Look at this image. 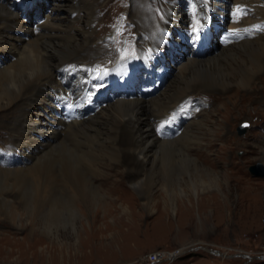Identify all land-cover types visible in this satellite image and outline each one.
<instances>
[{
	"label": "bare ground",
	"instance_id": "6f19581e",
	"mask_svg": "<svg viewBox=\"0 0 264 264\" xmlns=\"http://www.w3.org/2000/svg\"><path fill=\"white\" fill-rule=\"evenodd\" d=\"M34 1L35 9L21 10L13 6L14 0H0V136L11 143L17 161L0 166V178L19 181L22 197L34 201L31 209H52L58 221L62 216L74 220L82 206L88 210L95 206L90 226L99 220L108 227L105 217L113 210L107 203L115 201L113 191L120 188L119 181L112 180L115 170L127 177L125 182L144 200L153 190L156 174L171 183L182 182L183 175L204 174L206 166L200 153L211 150L213 139L227 130L218 120L199 119L198 127L193 126L214 106V96L208 94L210 103L206 108L203 104L197 107L192 97L186 103L182 100L185 95L219 91L235 106L264 98V29L255 26L264 22V0H210L209 9L207 0L196 1L197 17L206 22L210 16L216 24L226 18L221 14L223 9L237 3L246 13L237 24L248 34L219 48L210 38L208 46L211 43L212 47L194 55L186 52L188 49L174 36L168 37L169 32L176 34L192 23L181 0L169 4L162 0H131L125 8L128 14L122 16L133 22L139 48H162L160 59L169 68L164 90L158 93L160 87L152 96L114 97L93 113L66 121L53 103V96L62 88L57 70L70 64L72 72L78 67L92 71L105 59L92 36L98 21L91 25L98 19L94 10L103 3ZM154 1L166 8L159 10ZM170 42L176 43L177 49H186L181 52L182 58L171 57ZM114 56H109L107 62L116 67L120 61ZM179 103L188 108L191 117L176 132L160 134V120L170 112L179 113ZM258 126L263 138L251 146L257 148L259 161L264 163V119ZM123 166L126 169L122 170ZM3 193L0 209L7 211L4 206L8 200ZM119 208L128 211L125 205ZM99 210L103 214L100 218L96 216Z\"/></svg>",
	"mask_w": 264,
	"mask_h": 264
},
{
	"label": "rangeland",
	"instance_id": "374dc122",
	"mask_svg": "<svg viewBox=\"0 0 264 264\" xmlns=\"http://www.w3.org/2000/svg\"><path fill=\"white\" fill-rule=\"evenodd\" d=\"M130 1L97 2L103 5L94 10L98 19L91 25L98 22L92 36L105 55H118L134 42L129 20L121 16L128 14L125 8ZM162 1L169 4L171 0ZM163 3L153 4L162 10L166 8ZM212 43L219 48V44ZM211 47L210 43L202 54ZM177 50L171 54L173 59L182 58L181 52L186 49ZM204 92L185 95L205 94V107L210 103L208 94L214 96V106L202 113L193 126L198 127L199 119L218 120L227 130L213 139L212 151L200 153L206 166L204 174L183 175L182 182L177 183L164 181L156 174L153 192L144 200L125 182L127 177L115 170L113 173L117 174L112 180L116 178L120 188L113 191L115 201L107 203L113 210L105 217L108 227L99 220L90 226L95 206L89 210L82 206L76 219L62 216L59 221L52 209H31L34 201L29 196L26 200L22 197L19 181L0 178V192L8 200L4 206L7 211L0 209V264H264V163L259 161L257 148L251 146L263 138L258 123L264 119V98L235 106L219 91ZM242 120L249 123L239 132L237 127ZM5 139L0 136V166L17 162L11 143ZM120 203L128 211L121 210ZM102 215L100 211L96 216ZM155 251L164 258L156 263L147 262ZM178 251L183 252L166 258Z\"/></svg>",
	"mask_w": 264,
	"mask_h": 264
},
{
	"label": "built area",
	"instance_id": "2783aa9c",
	"mask_svg": "<svg viewBox=\"0 0 264 264\" xmlns=\"http://www.w3.org/2000/svg\"><path fill=\"white\" fill-rule=\"evenodd\" d=\"M185 251V250H184ZM183 251H178L176 254L175 253H172L170 254L169 256H166V258H171L173 255H177L178 253H181ZM151 256L148 257V260L147 262H152V263H156L158 260H162L164 257L162 256L161 253H159L158 251H155V252H151L150 253Z\"/></svg>",
	"mask_w": 264,
	"mask_h": 264
},
{
	"label": "snow or ice",
	"instance_id": "6c2138e0",
	"mask_svg": "<svg viewBox=\"0 0 264 264\" xmlns=\"http://www.w3.org/2000/svg\"><path fill=\"white\" fill-rule=\"evenodd\" d=\"M197 23H199V22H197ZM202 28H203V25L201 24L199 28H197V27H193V28L191 29V31H192V33H193V35H192L191 38H192L194 41L200 39V33H201ZM244 126H246V125H244Z\"/></svg>",
	"mask_w": 264,
	"mask_h": 264
},
{
	"label": "water",
	"instance_id": "95a60500",
	"mask_svg": "<svg viewBox=\"0 0 264 264\" xmlns=\"http://www.w3.org/2000/svg\"><path fill=\"white\" fill-rule=\"evenodd\" d=\"M243 125H246V123H244ZM244 127H245V126H243L242 129H239V131H242ZM212 251H214V250H212Z\"/></svg>",
	"mask_w": 264,
	"mask_h": 264
}]
</instances>
